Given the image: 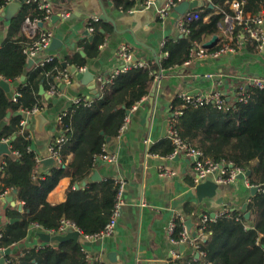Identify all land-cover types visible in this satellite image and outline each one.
<instances>
[{"label": "trees", "instance_id": "1", "mask_svg": "<svg viewBox=\"0 0 264 264\" xmlns=\"http://www.w3.org/2000/svg\"><path fill=\"white\" fill-rule=\"evenodd\" d=\"M144 1V0H143ZM226 1L212 0L214 8L201 13L199 20L187 23L190 32L178 39H167L162 46V57L148 61L147 67H135L117 74L108 83L91 105L73 104L60 123L66 136L61 146V165L46 170L37 167V153L32 149V133L22 121L28 112L41 108V85L49 89L59 83V76L66 68L57 57L51 61L34 63L28 68L29 56L26 48L36 38L23 32L26 17L34 20L43 17L44 11L34 1L23 0L19 10L12 17L9 33L0 47V75L12 82L15 90L21 92L17 101L12 90L7 92L0 85V140L10 139L11 153L6 154L0 169V194L13 189L24 203L25 211L9 212L15 218L7 224L0 235V248L13 247L22 242L33 224L46 229L58 230L63 219L78 225L85 235L101 232L111 219L120 183L115 178L88 181L77 187L91 174L103 153L108 138H116L133 107L150 93L151 83L161 70L167 71L182 65L190 56L195 43L206 42L215 34L223 37L221 24L225 14L214 13ZM244 3L246 14L256 15L264 0H239ZM124 9L134 6L135 0H118ZM6 0H0V8ZM214 13L210 20L203 21L207 13ZM99 22L90 20L94 27L93 39L86 42V56L80 53L67 58V63L77 68L87 66L90 58L100 53L104 40ZM242 30L236 26L235 32ZM256 46V43L250 41ZM215 45L209 51L219 48ZM257 47V46H256ZM168 53L167 56H163ZM26 76L24 81L20 78ZM247 100H238L228 109H219L209 104L200 107L187 106L176 117L175 126L181 137L190 145L200 148L215 161H231L235 166L251 169L252 185H264V88L245 86ZM172 112L181 104L180 98L173 103ZM23 111V114L19 112ZM11 112L10 117L8 113ZM55 140V139H54ZM174 146L166 136L156 143L151 152L168 155ZM73 160L65 165L68 154ZM72 178L65 201L52 204L47 197L60 179ZM247 211L233 210L214 220L200 224L208 240L200 242V251L205 254L191 256L181 264H264V191L258 192L248 203ZM176 237L183 223L176 221ZM85 244L74 240L49 243L43 247H24L17 257L8 256V264H94L86 257Z\"/></svg>", "mask_w": 264, "mask_h": 264}, {"label": "crops", "instance_id": "2", "mask_svg": "<svg viewBox=\"0 0 264 264\" xmlns=\"http://www.w3.org/2000/svg\"><path fill=\"white\" fill-rule=\"evenodd\" d=\"M46 1L52 3L54 14H59L60 18L56 22H47L45 27L53 32V38L62 40V45L56 50H50L49 47L40 50L34 57V63H41L51 55L60 59L63 65L67 58H74L78 53L85 57L84 45L94 38V32L89 30L91 16H99L102 12L100 0ZM167 1L157 0L154 5L146 7L143 0H135L132 8L124 9L125 3L118 5V0H103L106 12L113 22L99 20L104 40L100 45L99 55L90 58L87 65L96 69V88L99 92L102 91V85L98 78L109 77L125 65L119 54L122 45L130 47L137 61L148 62L157 56L162 57L161 49L165 40L184 36L179 24L180 12L173 9L166 17L159 14V9ZM211 2L193 0L190 10L203 13L210 8ZM215 10L214 13H218V9ZM6 12L8 13V5L0 8V47L9 33L12 17L15 15L7 16L4 14ZM63 12L69 15L63 17ZM214 13L204 15L203 21H209ZM22 29L29 37L25 25ZM67 64L65 67L72 73V82L65 84L59 80V92L49 94V88L46 89L47 95H42L41 98L40 111L48 119L45 131L37 132L33 114L25 113L28 125L31 124L32 149L41 161L50 155V144L62 134L59 115L70 109L78 96L96 98L91 88L83 83V72L80 68L73 72L74 64ZM246 76L264 79V50L260 51L252 43L234 53L201 58L190 65H180L163 71L162 77L151 83L150 93L130 111L122 134L106 144L108 152L117 154V160L111 162L99 159L92 174L85 180L92 181L91 176L98 171L102 177L100 180L115 178L125 182V203L115 232L85 244L94 264H171L175 259L173 252L179 254L178 260L181 264L191 256L197 258V251L190 245L170 241L168 226L172 220L184 224L187 219H191L194 224L193 232L198 230L205 216L213 218L212 214H216L218 217L226 210L244 211V203H249L254 196L249 176L220 184L216 198L208 197L199 201L194 186L192 160L185 154H180L177 159L171 157L172 153H153L151 148L167 136H162L163 122L171 118L173 103L179 98V93L185 91L200 95L218 89L224 91L228 100L234 103L236 88L248 86L246 80L242 79ZM155 84L157 89L152 100L151 92ZM11 90L12 93L15 91L12 82ZM5 155H0V169ZM73 157V153L68 154L65 165L69 164ZM41 166L44 170L48 168L43 163ZM166 169L172 170L174 174L162 175ZM84 182L79 185H84ZM71 185L70 176L62 177L48 194V201L52 204L65 201ZM9 195L14 196L16 206L4 200ZM20 203L22 202L13 189L0 194V234L11 219L15 218L9 212L20 211ZM23 211L24 207L20 212ZM43 230L47 231L46 228L33 224L28 236L12 247L13 253L10 256L17 257L24 247L39 248L49 244L42 241L37 234ZM21 243L24 245L20 246Z\"/></svg>", "mask_w": 264, "mask_h": 264}, {"label": "built area", "instance_id": "3", "mask_svg": "<svg viewBox=\"0 0 264 264\" xmlns=\"http://www.w3.org/2000/svg\"><path fill=\"white\" fill-rule=\"evenodd\" d=\"M16 0H6V7L11 2ZM27 1H34L38 3L40 9L44 11L43 17L36 18L34 20L30 19V17H26L24 25L26 31L30 38H36L34 42L26 48V53L28 54L29 58H34L40 50L46 49L49 47L52 39H53V32L45 27V24L52 20V16L54 14V6L51 2L46 0H27ZM157 0H144L143 5L146 7H150L156 3ZM183 1H190L193 0H168L166 4L159 9V14L161 17H166L170 13L172 9L178 6ZM244 3L239 0H231L226 1L225 4L218 8V12H222L225 14V18L223 23L221 24V30L223 37H220L219 42L216 44H220L219 48L209 51L211 48H206L204 43L197 42L195 43L194 47L190 52L189 58L182 64V65H190L195 60L205 58V57H220L228 53H234L247 45L250 41L256 43L257 49L260 51L264 50V5L260 12L256 15L246 14L243 8ZM1 7V8H3ZM69 14L67 12H63L62 16L67 17ZM201 18V13L197 11L187 10L184 14H181L179 24L184 34L190 32L189 28L187 27V23L195 20H199ZM91 20L97 22L100 20L99 16L93 15L91 16ZM39 22H43L44 26L39 27ZM241 26L242 30L238 33L235 32L236 26ZM90 31L94 30L93 26L89 27ZM166 41V40H165ZM164 41V43H165ZM120 56L125 62V65L118 69L116 72H113L109 75V77L100 76L98 78L99 83L102 85L101 89L104 90L105 86L108 83H111L114 77L121 73L125 72L128 69L135 67H147V61H134L133 60V53L128 45H122L119 51ZM168 53H165L163 56H167ZM55 56L51 55L48 56L44 61H51L54 59ZM87 69V66L80 67V71L84 72ZM163 75V70L156 74L155 79L158 80ZM4 78L0 75V79ZM242 79L246 80L248 85L256 86L259 88H264V79L258 77H242ZM59 80L64 82L65 84H70L73 80L72 73L69 68H65L62 74L59 76ZM60 87L59 85H52L49 89V94H55L59 92ZM19 96H21V92L15 90L12 93V98L14 101H17ZM248 94L245 89V85L239 86L236 88V101L240 100H247ZM178 97L180 98L182 104L173 112L171 118L169 119V126L167 129V136L171 139L172 144L174 146V151L171 157H175L176 155L185 154L192 160L193 170H194V183L195 187L206 181L209 176L213 177V180L218 184L230 183L236 181L240 174L246 173V169L235 166L231 161H215L209 157H207L203 150L197 148L195 146L190 145L187 143L179 134L178 129L175 126L176 117L183 113V109L187 106H194L200 107L212 104L219 109H228L232 104L228 100V95L222 90H214L207 94H195V93H188V92H181L179 93ZM81 102L85 103L86 105H91L93 102L92 98L78 96L74 99L73 104H80ZM136 105L133 107L135 108ZM41 108L36 107L33 111L28 112L34 114L37 111H40ZM67 114V111L62 112L59 115V121H62L63 116ZM127 119V118H126ZM22 125L24 127H28V120L25 118L22 121ZM126 127V120L120 129V133L118 136L122 134ZM66 136L61 134L58 136L49 146V153L50 157H54L58 162L61 163V146L65 143ZM0 142H6L10 144V139H2ZM103 153L98 156V160H106V161H116L117 154L110 153L107 151L106 144L103 147ZM42 161L37 158V167L36 172L39 169V165H41ZM174 174V172L170 169H166L162 172V175L170 176ZM248 176H244L247 178ZM120 183L119 191L116 195L115 203L112 210L111 219L105 228L96 234L92 235H85L82 229L76 225L74 222L63 219L60 223L58 230L55 229H47L48 232L51 233H58V232H66L70 229L79 230L81 236L85 240H93L103 236H109L115 232V228L118 222V218L122 213V209L124 206V187L125 182L123 180L116 179ZM251 186H256L252 185ZM259 190L264 191V185L258 186ZM24 204V203H23ZM231 211L226 210L223 214H230ZM215 219V217H213ZM209 216H205L203 218L202 224H205L207 221L214 220ZM176 220H172L168 226V234L170 237V241L176 244H184L190 245L193 249L200 253V255L205 254V252L200 251V242L203 240V236L205 235L204 227L198 228L196 230V235H193L192 230H189L187 225L184 223L182 230L179 232V237H176ZM43 228V227H42ZM1 235V234H0ZM6 248H0V251H4ZM86 250V249H85ZM87 252V251H86ZM173 256L175 259L172 260L171 264H180L178 258L179 254L177 252H173ZM86 257L90 258V255L87 253ZM10 260L8 257L6 258V264H8Z\"/></svg>", "mask_w": 264, "mask_h": 264}, {"label": "water", "instance_id": "4", "mask_svg": "<svg viewBox=\"0 0 264 264\" xmlns=\"http://www.w3.org/2000/svg\"><path fill=\"white\" fill-rule=\"evenodd\" d=\"M23 0H16L11 2L8 5V13H4L7 16H12L14 15L20 8L21 6V2ZM212 1V0H210ZM100 4H101V8H102V12L99 14V18L102 20H109L112 21V19L108 16L105 6H104V2L103 0H100ZM191 7V2L190 1H183L182 3H180L178 6H176V10L178 12H180L181 14H184L187 10H190ZM211 8H214V4L211 2L210 6ZM60 18L59 14H53L52 16V20L54 22H56L58 19ZM113 22V21H112ZM44 23L43 22H39V27H43ZM88 34H90L88 32ZM91 34H90V38H91ZM220 40V35L219 34H215L212 38H210L209 40H207L204 43V46L206 48H212L214 47ZM62 45V40L59 39L58 37H54L50 43V50H56L58 48H60ZM84 54V53H83ZM158 58V56L156 57ZM134 61H137V57L134 56L133 57ZM34 64V58H29V62H28V68H30L32 65ZM67 62H64V66H67ZM73 72L77 71V67L73 66L72 67ZM26 79L25 75H22L20 80L24 81ZM82 81L85 85L89 86V88H91L92 93L96 96L100 95V92L98 90V88H96V69L94 67H87V69L83 72V77H82ZM0 85L7 91L10 92L11 91V82L5 78H1L0 79ZM65 86H63L64 88ZM156 89H157V85L155 84V86L152 89L151 92V97L152 100L154 99V96L156 94ZM40 94L41 95H47L46 89L41 85L40 88ZM20 114H23V111L19 112ZM11 112L8 113V117H10ZM34 119H35V130L39 133H43L45 131V126L48 123V119L47 117L44 115V113H42L41 111H37L33 114ZM169 126V119L164 120L163 122V127H162V136L165 137V135L167 134V129ZM31 127V124L28 125V128ZM108 141H111V138L107 139ZM11 153V148H10V144L6 143V142H0V155L3 154H10ZM180 155H176L175 157L178 159ZM42 163L47 166H53V165H61L60 162H58L54 157H46L42 160ZM252 173L251 169L246 170L245 175L244 174H240L239 177L240 178H244V176H250ZM102 177L100 175V173L98 171H95L94 174L91 176V179L93 181L96 180H100ZM84 185L87 184V181H85L83 183ZM77 187H80L79 184L76 185ZM220 187V184H218L217 182H215L213 180L212 176H209L207 178L206 181L198 184L195 187L196 190V194L197 197L199 199V201H203L205 198H216L218 196V189ZM252 190V194L255 195L258 190L259 187L258 186H253L251 188ZM6 202H10L13 206H16V200L14 199L13 195H9L6 196V198L4 199ZM24 205L22 203L18 204V209L20 211L23 210ZM247 207H248V203H244L243 205V210L245 211V217L247 219L250 218V211H247ZM213 217H216V214H212ZM19 218H12L11 222H14L16 220H18ZM185 224L187 225L189 230H192L193 228V222L191 219H187ZM193 235H196V232L193 231L192 232ZM38 236L41 238L42 241L46 242V243H62L65 242L67 240H74L76 242H83L84 244H90L91 242L88 240H85L82 236L79 230H73L70 229L66 232H58V233H51L48 231H39ZM203 240L207 241L208 240V235H204L203 236ZM24 243H21L20 246H23ZM184 246V245H183ZM13 253V248L12 247H8L6 248L4 251H0V264H6V258L8 256H10ZM196 256L199 257L200 253L197 252Z\"/></svg>", "mask_w": 264, "mask_h": 264}, {"label": "bare ground", "instance_id": "5", "mask_svg": "<svg viewBox=\"0 0 264 264\" xmlns=\"http://www.w3.org/2000/svg\"><path fill=\"white\" fill-rule=\"evenodd\" d=\"M175 8H176V7H175ZM175 8H174V9H175ZM172 10H173V9H172ZM175 10H176V9H175Z\"/></svg>", "mask_w": 264, "mask_h": 264}]
</instances>
